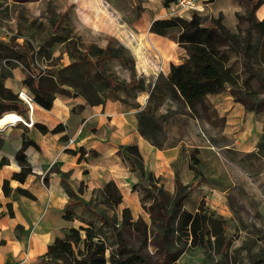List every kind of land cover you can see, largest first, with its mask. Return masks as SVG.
<instances>
[{
  "label": "rangeland",
  "instance_id": "374dc122",
  "mask_svg": "<svg viewBox=\"0 0 264 264\" xmlns=\"http://www.w3.org/2000/svg\"><path fill=\"white\" fill-rule=\"evenodd\" d=\"M199 1L205 8L196 12L208 20L222 21L229 30L238 34L239 42L245 39L248 22L245 18L247 7L243 2L235 3L241 8L234 17L227 9V0H218L211 5L207 0ZM224 6L227 11H223ZM262 6L264 4L255 12L259 20L264 18H260ZM164 7V0H0V73H10L13 64L28 75L29 68L52 71L72 62L69 51L79 53L90 46L105 48L112 37L115 38L112 51L120 50L123 54V61L117 57L102 61L112 78L119 82L129 81L134 67L138 76L154 81L160 74H167L169 61L179 62L185 56V50L174 38L164 36L161 44L151 39V19L156 15L163 18L168 17L167 14L173 16L172 9L177 6L172 0L168 11ZM179 11L183 15H174L185 18H190L194 12L186 8ZM257 37L254 34L253 40L258 48L253 61L264 74V54ZM145 39L149 42L142 47ZM21 47L30 49L28 57ZM12 52L21 56L12 58ZM232 62L242 69L235 52H232ZM85 66L94 67L91 63ZM252 87L254 99L264 97V89L256 80ZM183 92L190 99L200 94V88L191 82ZM146 93L142 92L137 97L135 91L125 88L118 95L128 101L125 103L128 107H133L132 103L145 101ZM227 93H231L229 89L222 92L223 95ZM213 98L207 96L206 102L217 111L218 116L214 118L206 116V107L201 104L196 103L193 109L190 102V107L175 103L180 114L165 124L164 133L167 147L180 143L178 160L168 164V160L160 157L151 162L154 167L151 169L150 163L144 159L147 169L153 173V187L163 191L164 205L169 213L181 214L183 209L195 214L202 208L210 217L211 240L206 246L193 244L194 236L189 229L181 232L173 229L176 224L171 225L167 239L170 249L176 251L173 264H264V155L259 152L260 141L264 152V105L259 112L244 107L254 116H240L232 121L229 112L226 114L217 109L215 102L218 101L214 102ZM186 111L191 114H185ZM194 145H200L201 150ZM192 154H195L197 163ZM125 163L130 165L128 160ZM177 167H180L183 183L189 182L184 185L192 188L182 209L174 214L177 209L174 197ZM125 179L126 183L121 181L118 186L123 196L118 206L105 202L101 191L105 183L93 184L85 179L75 187L80 194L78 196L94 206L92 208L117 217L119 221L124 208H129L133 224L122 229L123 233L128 243L146 253L153 264L162 252L159 238L153 230L164 235L163 220L156 209L150 212L154 200L139 186L136 172L130 171ZM200 183L208 187L204 193L198 186ZM71 209L74 219L69 221L70 226L92 223L110 248L113 247L114 239L109 228L88 210L84 202L73 205ZM139 219L147 223L146 234L134 224Z\"/></svg>",
  "mask_w": 264,
  "mask_h": 264
},
{
  "label": "trees",
  "instance_id": "16d2710c",
  "mask_svg": "<svg viewBox=\"0 0 264 264\" xmlns=\"http://www.w3.org/2000/svg\"><path fill=\"white\" fill-rule=\"evenodd\" d=\"M170 1L172 0H164V5L167 8ZM214 1L207 0V2ZM237 1L243 2L247 7L245 18L248 22V28L246 37L242 42H239L238 34L229 30L222 21L218 19L208 20L196 11L192 13L190 18L173 15L155 19L150 26V32L174 38L185 50V56L179 63L172 62L169 72L166 75L160 74L154 81H148L147 78L138 76L134 67L131 68V79L129 81L119 82L112 78L102 65V61L110 57H117L123 61V54L120 50L112 51L115 38L111 37L105 48L90 46L79 53L69 51L72 62L62 68H56L52 71L29 68L31 74L24 80V83L34 93L33 101L45 108L52 107L56 93L71 94L69 90L62 87L63 84L73 87L75 94L83 96L90 105L105 103L108 98L127 103L126 99L118 95L120 90L125 88L135 91L137 97L142 92H148L145 105L139 102L132 103V106L138 110V130L153 145L164 149L167 147L164 133L165 124L172 118L175 119L177 114H180L175 103L182 104L185 107L190 102L193 109L196 103L201 104L206 107V116L214 118L218 116V113L206 102L207 96L229 89L235 100L241 102L246 110L254 112L263 110L264 97L260 99L253 98L255 94L252 82L256 80L264 89V74L255 67L253 61L258 48V44L253 40L254 34H257L261 46L260 50L264 54V18L259 20L255 14L256 10L264 3V0ZM21 49L25 51L27 57L30 55L28 47H21ZM232 52L238 55L242 69L237 68L235 63L232 62ZM11 55L12 58L21 56L20 53L16 52H12ZM14 60L16 61V59ZM87 63L93 64L94 67H86ZM13 66L17 65L13 64ZM191 82L200 88V94L188 99L186 93L183 92V88ZM2 98L12 102L17 99V96L7 89H2L0 80V102L4 103L5 106H9L10 109L18 110L14 107L15 105L12 106L8 102H3ZM18 112L24 115V110ZM184 113L189 114L190 112L186 111ZM33 126L42 133H58L65 130L63 123L57 124L52 129L39 122H34ZM62 138L66 140L68 137L64 136ZM262 144V141H260L259 152L264 155V152L262 153L263 149H261ZM29 145L39 148L32 138L23 133V147L16 153V158L22 167L19 172L12 175L11 179L4 180L2 188L7 196L11 194L15 197L24 195L36 199V196L29 189L21 186L16 188L11 186V180L24 183L31 173V167L24 153ZM68 150L73 154L79 152V161L84 159L87 152L91 155H97V151L94 149L87 151L83 146L78 150ZM123 156L129 161L131 170L136 172L139 178V186L149 192L154 200L153 205L149 208L150 212H152V209H156L163 220L164 235L153 230V233L159 238L158 242L162 249L160 257L153 264H173V261H175L176 251L173 252L170 249V243L167 239L168 231L173 224H176V228L173 227V229L181 232L189 229L194 236L193 244L206 246L211 240L210 217L205 214L202 208L195 214L182 209L183 202L191 192L192 186L184 185L181 181L180 167H177L175 172L176 191L174 197L177 209L174 210V214L180 209L182 211L181 214L172 215L164 205L162 189L156 186L153 187V173L147 169L139 146L132 143L124 145ZM192 156L194 159L195 154H192ZM6 161L3 158L1 165ZM197 162L198 160L195 158V163ZM44 182H47V175L44 176ZM68 190L71 199L67 204L64 218L67 221L73 220L74 213L71 207L79 202H84L88 210L93 212L109 228V232L114 239V245L110 248L100 230L97 231L92 223L80 227L67 226L65 236L57 237L54 242L48 245L47 251L41 256V264H151L149 256L141 249L131 246L123 233L122 229L133 224L129 208H124L122 220L119 221L117 217H112L104 211L92 208L94 206L87 201H83L73 189L69 188ZM101 191L107 204L112 206L121 204L123 196L114 180L106 182ZM9 214L14 215L12 205H9ZM153 222L156 223V220L153 219ZM134 224L140 230H143L145 234L147 233L148 226L143 219L137 220Z\"/></svg>",
  "mask_w": 264,
  "mask_h": 264
},
{
  "label": "crops",
  "instance_id": "0c3cea01",
  "mask_svg": "<svg viewBox=\"0 0 264 264\" xmlns=\"http://www.w3.org/2000/svg\"><path fill=\"white\" fill-rule=\"evenodd\" d=\"M217 1L207 4H215ZM236 2L241 4L237 0H227V9L234 17L241 8L240 5L237 7ZM202 7L205 8L204 4ZM164 8L167 11L170 9ZM225 10L224 6L223 11ZM263 17L264 14L260 15V18ZM160 18L163 17L156 15L151 19L149 30L152 22ZM151 34L153 35L151 39L155 43H164L161 39L164 36ZM172 62L181 61H169L168 72ZM69 64L70 62L66 65ZM62 67L64 66L58 68ZM0 74L1 88L17 96L12 102L6 98H2V101L15 105L14 107L18 109H10L0 102V115L10 111L20 114L18 111L24 110V115L20 114L15 122L11 121L0 129V264H41V256L47 251L48 245L57 237H64L65 228L70 226L69 221L64 218L67 204L71 199L69 188L78 195L75 186L85 179L93 184L106 183L110 180H114L118 186L121 181L126 183L125 177H128L133 170L131 165L125 163L127 159L122 151L124 145L137 144L146 163H150L151 169H154L151 162L156 161L157 158L163 157L170 164L180 156V143L160 149L143 137L138 130V110L128 107L120 100L108 98L105 103L90 105L83 96L75 94L73 87L63 84L62 87L71 94L56 93L51 108H45L34 101L30 109L18 94L24 89L32 97L34 95L24 83L29 76L27 72L22 71L18 66H13L10 73ZM146 94L142 105L147 101L148 93ZM221 94L222 92L208 96H214L212 100L218 101L215 102V106L219 111L229 112L232 116L230 120L236 121L240 116L247 118L254 116L253 112L245 110L241 102L235 101L231 93ZM21 117L33 124L42 123L50 129L63 123L65 130L58 133H42L33 125L27 126ZM23 133L32 138L39 148L34 145L26 148L24 153L31 167V173L24 183L11 180V186L29 189L36 199L24 195L7 196L2 188L4 180L11 179L12 175L19 172L22 167L16 158V153L23 147ZM64 136L68 138L63 140ZM81 146L87 151L94 149L97 155L87 152L84 159L79 161L80 153L73 154L68 149L78 150ZM194 147L201 150L200 145ZM3 158L7 161L1 165ZM187 183L189 182L183 184ZM198 186H201L200 189L203 188L201 191L203 193L208 190V187L202 184ZM9 205H12L13 216L9 214Z\"/></svg>",
  "mask_w": 264,
  "mask_h": 264
},
{
  "label": "built area",
  "instance_id": "2783aa9c",
  "mask_svg": "<svg viewBox=\"0 0 264 264\" xmlns=\"http://www.w3.org/2000/svg\"><path fill=\"white\" fill-rule=\"evenodd\" d=\"M176 6L177 7H173V12H171L172 15L174 14H180L178 12H180V9H189V10H194V11H202L199 8V0H175ZM178 10V11H177ZM177 11V12H176ZM31 74V71L29 72ZM20 97L28 104V106L30 107V109H32L33 106V97L28 94L26 91L22 90L19 92ZM22 118V121H24L26 123L27 126H32L33 122H27L25 119Z\"/></svg>",
  "mask_w": 264,
  "mask_h": 264
},
{
  "label": "bare ground",
  "instance_id": "6f19581e",
  "mask_svg": "<svg viewBox=\"0 0 264 264\" xmlns=\"http://www.w3.org/2000/svg\"><path fill=\"white\" fill-rule=\"evenodd\" d=\"M199 8L201 10L203 9V7H201L200 4H199ZM260 14L261 15L264 14V7L261 8ZM148 42L149 40H146V39L143 40V42L141 43L142 44L141 46L142 47L146 46ZM18 118H19V115L17 114V112L10 111V112L5 113L4 115H2V117H0V128H4L9 122L14 121V120L16 121Z\"/></svg>",
  "mask_w": 264,
  "mask_h": 264
},
{
  "label": "water",
  "instance_id": "95a60500",
  "mask_svg": "<svg viewBox=\"0 0 264 264\" xmlns=\"http://www.w3.org/2000/svg\"><path fill=\"white\" fill-rule=\"evenodd\" d=\"M0 116H2V115H0ZM1 129V128H0Z\"/></svg>",
  "mask_w": 264,
  "mask_h": 264
}]
</instances>
